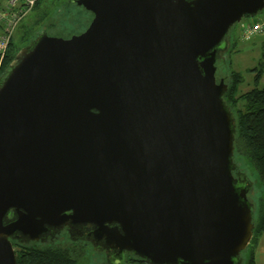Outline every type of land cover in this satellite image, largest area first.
Wrapping results in <instances>:
<instances>
[{
	"label": "water",
	"instance_id": "95a60500",
	"mask_svg": "<svg viewBox=\"0 0 264 264\" xmlns=\"http://www.w3.org/2000/svg\"><path fill=\"white\" fill-rule=\"evenodd\" d=\"M70 1L89 26L0 77V264L69 225L114 263L242 264L256 205L216 63L264 0Z\"/></svg>",
	"mask_w": 264,
	"mask_h": 264
},
{
	"label": "trees",
	"instance_id": "16d2710c",
	"mask_svg": "<svg viewBox=\"0 0 264 264\" xmlns=\"http://www.w3.org/2000/svg\"><path fill=\"white\" fill-rule=\"evenodd\" d=\"M46 1L47 0H38L34 9L37 11H43L46 6H42V4ZM66 2L75 3L70 0H67ZM40 13L38 14L39 17L37 18V22L45 17L44 11ZM29 30L30 28H25L22 34L21 39L24 42H28L30 39L28 36ZM71 35L60 36L69 37ZM18 48L19 45L14 40L13 36L0 69V77L9 68L10 62L14 59L19 50ZM263 73L264 66L257 69L254 78V86L251 89L242 92L240 91V84L243 80L242 74L239 71L233 70L231 73V83H229V89L225 95L228 104L234 110L237 118L235 153L254 166L263 185L262 196L258 206L255 207L253 212V216L254 213L256 214L254 216V235L249 246L243 251L246 253V258L245 261L243 260L242 264H257L255 247L259 236L264 231V85L262 86L259 83L260 77ZM240 165L241 164H237V170L240 169ZM239 171L242 173L241 170ZM55 241L48 244H37L24 240H14L17 263L84 264L85 260L82 256V253L85 250L84 247L75 244H66L64 242L56 243Z\"/></svg>",
	"mask_w": 264,
	"mask_h": 264
},
{
	"label": "rangeland",
	"instance_id": "374dc122",
	"mask_svg": "<svg viewBox=\"0 0 264 264\" xmlns=\"http://www.w3.org/2000/svg\"><path fill=\"white\" fill-rule=\"evenodd\" d=\"M66 1L67 0H47L44 2L42 6H46L43 9L45 17L39 22H37V18L39 17L38 14L43 11H37L34 7L30 9L28 13L18 22L14 32V40L19 45L18 49L28 44L37 35V33H41L43 31H47L50 35L59 36L83 32L91 23L94 14L83 6ZM6 3L7 0H0V8L5 6ZM252 20L264 21V10L255 16H245L240 22L234 25L230 35L227 37V47L220 51L219 59L216 63V77L218 81H220L221 78H224L229 84L231 83L232 71L236 70L241 72L243 80L240 84V91L242 92L247 91L254 86V78L257 73V69L264 66V32L257 33L250 40H243L241 38V24ZM25 28H30L28 31V36L30 38L28 42H24L21 39ZM2 29L3 24L0 22V33ZM259 83L262 86L264 85V73L261 75ZM235 162L238 165L241 164L239 170L246 174L251 181L252 188L248 192V197L256 206H258L263 193V185L259 179L256 169L247 160H243L242 157L237 155V153H235ZM255 215L256 214L254 213V216ZM76 240L77 239L74 241ZM52 241L47 240L37 242V244H48ZM57 241L59 240H56L55 242ZM91 247L92 249H95V251L100 252L99 248L95 246ZM241 256L245 261L246 253L243 252ZM84 263H87V258ZM90 263L97 264L94 259L92 262L90 260L89 264ZM100 264L108 263L105 259H103Z\"/></svg>",
	"mask_w": 264,
	"mask_h": 264
},
{
	"label": "built area",
	"instance_id": "2783aa9c",
	"mask_svg": "<svg viewBox=\"0 0 264 264\" xmlns=\"http://www.w3.org/2000/svg\"><path fill=\"white\" fill-rule=\"evenodd\" d=\"M38 0H7L5 6L0 8V22L3 29L0 33V69L7 54L10 41L18 22L32 9ZM241 38L250 40L254 35L264 32V21L252 20L241 24Z\"/></svg>",
	"mask_w": 264,
	"mask_h": 264
},
{
	"label": "flooded vegetation",
	"instance_id": "af4514ba",
	"mask_svg": "<svg viewBox=\"0 0 264 264\" xmlns=\"http://www.w3.org/2000/svg\"><path fill=\"white\" fill-rule=\"evenodd\" d=\"M73 239L74 240L77 239V240L74 241ZM52 240L53 241L59 240L56 243L64 242L66 244H75V245L84 247L85 250L83 251L82 256L85 259V261L87 258L86 264H89L90 260L92 262L93 259L96 260L97 264L102 263L103 259H105L108 264H151V263H148L142 260L141 258L135 257L129 252L126 253V260L123 263L112 262L110 260V255L107 249L99 247L96 243H94L91 240V227L90 226H78V227H74L71 225L66 226L58 234H56L55 238H53ZM91 246H95L99 248L100 252L95 251V249H92Z\"/></svg>",
	"mask_w": 264,
	"mask_h": 264
},
{
	"label": "crops",
	"instance_id": "0c3cea01",
	"mask_svg": "<svg viewBox=\"0 0 264 264\" xmlns=\"http://www.w3.org/2000/svg\"><path fill=\"white\" fill-rule=\"evenodd\" d=\"M255 254L257 264H264V231L259 236L258 241L256 243Z\"/></svg>",
	"mask_w": 264,
	"mask_h": 264
}]
</instances>
